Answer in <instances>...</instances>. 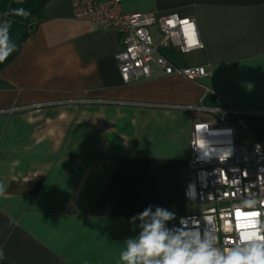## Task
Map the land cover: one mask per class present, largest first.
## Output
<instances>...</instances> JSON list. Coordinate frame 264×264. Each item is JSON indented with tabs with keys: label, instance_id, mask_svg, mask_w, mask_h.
Segmentation results:
<instances>
[{
	"label": "crops",
	"instance_id": "0c3cea01",
	"mask_svg": "<svg viewBox=\"0 0 264 264\" xmlns=\"http://www.w3.org/2000/svg\"><path fill=\"white\" fill-rule=\"evenodd\" d=\"M13 1L0 0L16 38L0 63V264H120L149 205L178 226L197 209L182 179L192 125L218 123L206 108L239 111V141L264 149V0H122L124 13L195 18L204 48L161 53L209 71L194 82L152 65L126 84L115 31L75 19L69 0ZM13 5L31 15H5Z\"/></svg>",
	"mask_w": 264,
	"mask_h": 264
},
{
	"label": "built area",
	"instance_id": "2783aa9c",
	"mask_svg": "<svg viewBox=\"0 0 264 264\" xmlns=\"http://www.w3.org/2000/svg\"><path fill=\"white\" fill-rule=\"evenodd\" d=\"M72 16L88 21L94 27L111 29L120 38V48L114 59L123 83H130L152 74L151 66H157L164 75H175L189 81L208 76L206 66H179L172 63L161 49L174 47L181 54L203 49L195 18L177 13H124L122 0H69ZM187 22V24L185 23ZM195 31L197 43H189L188 25ZM157 29L153 35L151 28ZM157 38V39H154ZM27 106L13 110H25ZM218 117L216 126L206 122H194L190 138V156L182 172L183 195L197 204L195 211L178 218L195 222L201 228L214 233L220 247H229L236 241L242 225L250 223L239 219L237 212H249L242 208L245 199L257 201L256 211L264 223V149L256 141L243 144L237 130L243 127L240 112L226 105L223 108H206ZM226 115H233L228 122ZM228 158L224 159V154Z\"/></svg>",
	"mask_w": 264,
	"mask_h": 264
},
{
	"label": "clouds",
	"instance_id": "9594fccd",
	"mask_svg": "<svg viewBox=\"0 0 264 264\" xmlns=\"http://www.w3.org/2000/svg\"><path fill=\"white\" fill-rule=\"evenodd\" d=\"M5 15L28 18L31 13L24 8H16ZM9 21L0 23V63L4 62L15 50L16 44L10 38ZM228 153L224 154V159ZM5 186L0 184V194ZM257 201L245 199L242 208L250 209L238 217L250 221L242 225L236 241L229 247H220L217 237L197 223H189L180 218V226L169 223L176 220V214L159 206H147L133 216L129 223L138 229L135 236L124 241L125 247L119 255L120 264H264V223L256 211ZM4 258L0 250V260Z\"/></svg>",
	"mask_w": 264,
	"mask_h": 264
},
{
	"label": "snow or ice",
	"instance_id": "6c2138e0",
	"mask_svg": "<svg viewBox=\"0 0 264 264\" xmlns=\"http://www.w3.org/2000/svg\"><path fill=\"white\" fill-rule=\"evenodd\" d=\"M185 23L187 24V22L185 21ZM188 35H189V43L192 44V45H195L197 43V40L195 38V31L193 29V26L192 25H188ZM244 215H256L255 213H250V214H243V213H240L239 211L237 212V217H240V216H244Z\"/></svg>",
	"mask_w": 264,
	"mask_h": 264
},
{
	"label": "rangeland",
	"instance_id": "374dc122",
	"mask_svg": "<svg viewBox=\"0 0 264 264\" xmlns=\"http://www.w3.org/2000/svg\"><path fill=\"white\" fill-rule=\"evenodd\" d=\"M27 0H14L13 1V3L14 4H19V3H24V2H26ZM31 1V0H30ZM26 3H28V1L26 2ZM16 5H13V8L14 9H16ZM26 18H24V20H25ZM24 20H21L20 21V23H18V25L16 26L17 27V29H20V27L24 24ZM150 31H151V33L153 34V35H155L154 34V31L152 30V29H150ZM21 32V31H20ZM20 32H18L19 34H20ZM12 39H14V40H16V38H11V41H12ZM166 51H168V50H166ZM189 57V55L188 54H186V55H180V57L179 58H177L178 60H182V59H187ZM176 59V60H177Z\"/></svg>",
	"mask_w": 264,
	"mask_h": 264
},
{
	"label": "trees",
	"instance_id": "16d2710c",
	"mask_svg": "<svg viewBox=\"0 0 264 264\" xmlns=\"http://www.w3.org/2000/svg\"><path fill=\"white\" fill-rule=\"evenodd\" d=\"M42 1H44V0H42Z\"/></svg>",
	"mask_w": 264,
	"mask_h": 264
}]
</instances>
